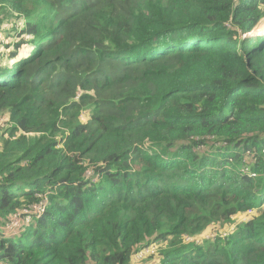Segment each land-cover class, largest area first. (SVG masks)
<instances>
[{
    "label": "trees",
    "instance_id": "obj_1",
    "mask_svg": "<svg viewBox=\"0 0 264 264\" xmlns=\"http://www.w3.org/2000/svg\"><path fill=\"white\" fill-rule=\"evenodd\" d=\"M9 19L0 264H264V0H0Z\"/></svg>",
    "mask_w": 264,
    "mask_h": 264
},
{
    "label": "built area",
    "instance_id": "obj_2",
    "mask_svg": "<svg viewBox=\"0 0 264 264\" xmlns=\"http://www.w3.org/2000/svg\"><path fill=\"white\" fill-rule=\"evenodd\" d=\"M12 125V121L10 119L9 115L6 114H2L0 115V130H2V128H4L3 130L9 128ZM91 172L89 171L88 174H90ZM47 204L48 201L45 203H38L36 205H34L30 210H25L23 213H19L18 216L15 218V221H13L12 225L8 226V228L10 229V234L12 233H17V231H15L16 229H18L21 226L22 223V219H23V214H26V221L29 222L31 220V218L34 216L36 219L41 218L47 208ZM253 210H249L248 212H246L242 218V221H246V220H250V217L253 215ZM1 228V227H0ZM235 229V226H233L229 231H225V230H221L218 228H214V229H209L207 230V232L204 236L205 237H210V238H217L218 236L221 237H226L227 235L230 234L231 231H233ZM5 235H8L9 233L4 232ZM189 240V239H188ZM153 249L150 247H143L138 253H137V258L142 259L146 256V254L152 252Z\"/></svg>",
    "mask_w": 264,
    "mask_h": 264
},
{
    "label": "rangeland",
    "instance_id": "obj_3",
    "mask_svg": "<svg viewBox=\"0 0 264 264\" xmlns=\"http://www.w3.org/2000/svg\"><path fill=\"white\" fill-rule=\"evenodd\" d=\"M15 29L16 28H15L14 24L10 23V19H9V22L7 20H5L3 22H0V57H6L8 54H10L13 51L14 46H12V44H13L14 41L18 40V36L16 34ZM262 30H263L262 27H260V28H258L256 30H254L253 34L262 35V34H264V31H262ZM17 60L18 59L16 58L14 60L11 59L10 61L14 62V61H17ZM1 113L3 115L4 114L8 115L7 111H3ZM3 129L4 128H2L1 131H5ZM0 136H1V133H0ZM0 141H1V138H0ZM243 216L240 218L241 220H242ZM234 224H236V222ZM7 233L10 234V231L8 230ZM206 233H209V232H204L201 235V237L199 238L198 242H203L204 240H207V239H213V238H210V237H205L204 235Z\"/></svg>",
    "mask_w": 264,
    "mask_h": 264
}]
</instances>
